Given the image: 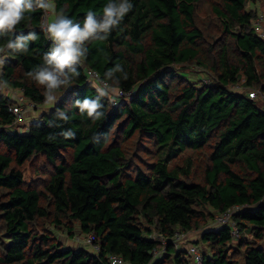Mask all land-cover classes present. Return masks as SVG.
Returning <instances> with one entry per match:
<instances>
[{
	"label": "trees",
	"instance_id": "1",
	"mask_svg": "<svg viewBox=\"0 0 264 264\" xmlns=\"http://www.w3.org/2000/svg\"><path fill=\"white\" fill-rule=\"evenodd\" d=\"M256 1L127 0L132 10L106 40L83 42L55 88L35 80L53 46L44 9L0 36V264H190L175 238L192 231L201 264H238L229 228L212 217L232 208L229 221L251 237H241V264H264V14L247 8ZM109 2L122 0H50L56 17L81 27L89 11L102 21ZM203 2L212 27L197 19ZM86 70L131 95L111 103ZM18 97L42 109L25 128L8 112ZM85 100L98 104L91 116ZM136 135L142 163L122 149ZM204 153L198 178L192 157ZM34 157L51 169L38 190L20 170ZM57 230L84 245L91 235V250L62 247L49 235Z\"/></svg>",
	"mask_w": 264,
	"mask_h": 264
},
{
	"label": "clouds",
	"instance_id": "2",
	"mask_svg": "<svg viewBox=\"0 0 264 264\" xmlns=\"http://www.w3.org/2000/svg\"><path fill=\"white\" fill-rule=\"evenodd\" d=\"M37 8L49 10L51 8L50 0H0V36L13 33L16 26L26 18L25 13L32 12ZM132 8L133 5L128 3L127 0H122L119 4L109 2L103 8V19L100 22L94 18L93 12L89 11L82 22V27L81 23L73 22V20L62 15L57 16L54 22L44 25L46 38L53 41V46L50 53L44 57L49 67L35 76L38 84L47 83L49 88H55L57 86V73H62L66 67L78 61L82 55L81 45L83 42L100 32L105 34L100 39L106 40L110 32L121 23ZM27 39L35 40L37 37L29 35ZM24 44L25 41H19L15 47L21 48L24 47ZM12 46L11 44L7 45V47ZM97 108L98 104L89 100H85L81 105V110H86L89 116L95 113ZM19 123L17 127H21L23 120ZM182 238V235H178L177 239ZM177 239L175 238L176 247H180ZM236 239L231 240L235 241Z\"/></svg>",
	"mask_w": 264,
	"mask_h": 264
},
{
	"label": "rangeland",
	"instance_id": "3",
	"mask_svg": "<svg viewBox=\"0 0 264 264\" xmlns=\"http://www.w3.org/2000/svg\"><path fill=\"white\" fill-rule=\"evenodd\" d=\"M248 5H247L248 6L247 8L248 9L249 8L254 9L255 13L264 14V0H257L254 4H248ZM197 6L198 7L196 9V13H197L198 21L202 24L209 25L210 27H212L211 22H213V20L209 17V10H208L206 3L203 2ZM45 11L47 12V23L54 22V20L56 18V14L53 11L52 4H51V8L49 10H45ZM179 70L182 72H187L189 74V77L193 76L192 78H194V79H197L199 77L196 75V73L188 71L184 68L180 67ZM189 72H191L193 75L190 74ZM96 89L99 91V88L96 87ZM2 92L5 94L4 90H2ZM109 93L111 95H113L114 94V88ZM41 111H42V109L38 108L37 110L29 113L27 115V118L25 119V121L21 124V127L23 126L25 128L26 125L29 124V122L36 121L38 119V117L40 116ZM20 128H18L17 130L20 132L21 131L23 132V130ZM143 145H144L143 139H138V137L136 135V136H132L129 140H126V142L123 143L122 149L127 154L128 158L131 159L132 162H134V163H140L141 162L142 163V161L144 159V156L141 152ZM66 156L67 155L65 154V157ZM68 158H69V156H68ZM205 158H206V153L201 154L199 157L198 156L192 157L193 167L191 170H192V173H195L198 178L201 176V170L204 167ZM20 170L22 172V176H23V180H24V186L30 187V188H35L37 190L41 189L43 187V185L47 181L49 174L51 173L50 167L46 165V163L44 162V160L42 158H39V157L31 158L28 162H25ZM2 193L3 192L0 190V195ZM210 212L211 211H204L205 214H207V213L210 214ZM201 223L203 224L204 221L201 220ZM208 223H211V221H209ZM199 230H197V231H199ZM52 233H53L52 235L49 234L50 238L54 237L56 239V241L62 247L74 249V248H78L82 245L87 250H91V246L84 245L85 239H83V237H85V236H83V235L79 237V236H77L78 233L74 232L75 237H74V239L73 238L71 239V238H68V236L64 232H60L58 230L53 231ZM192 235L195 236V235H197V233L193 232V231L187 233V235H186L187 239L184 240V242L180 243V245H179L182 249H188L187 245L190 242L196 244V241L198 240V238H196V236L194 238H192ZM241 237H244L247 241L251 240L250 235H248L247 233L246 234L242 233V234H238L237 239L235 241L229 243V245H228V254H230V257L233 258L234 260H236L238 264H241V262H242L241 260H242L243 246L240 243H242V242L244 243V240L241 241ZM197 249L199 250V252L201 254L204 252L203 248H201L200 245H198ZM188 262L191 264V258L189 255H188Z\"/></svg>",
	"mask_w": 264,
	"mask_h": 264
},
{
	"label": "built area",
	"instance_id": "4",
	"mask_svg": "<svg viewBox=\"0 0 264 264\" xmlns=\"http://www.w3.org/2000/svg\"><path fill=\"white\" fill-rule=\"evenodd\" d=\"M40 22H41L40 23L41 29L46 34V28L43 29V26L47 24V12L45 10L43 12ZM262 36H264V32L259 33V37H262ZM48 40L51 41L50 39ZM1 63L2 61H1V56H0V64ZM84 76L87 82H95L100 89H103L106 92H110L112 90L111 88L108 87V84L105 81L101 80L94 71L86 70L84 71ZM130 95H131V92H121L118 89L117 90L114 89V94L111 95L112 97H114V100L111 101V103H114L115 99L129 97ZM248 96L250 97L252 96V94H249ZM17 100L19 101L18 106L8 109V112L12 113L15 119V122H21L23 120V117L27 113L33 111L36 108L28 102L23 101L22 104H20L21 102L20 97H18ZM235 209L236 208H232L230 210H227L225 213L217 214L214 216V222L217 225L227 226L229 228L231 239H236L238 237L236 227L229 221L230 214L233 213ZM177 238L178 237H176V239ZM156 239L158 241V244L156 245L157 248H159L160 245L162 246L166 245L164 239H162L161 237H157ZM91 240H92L91 235H88L86 238V243L91 244ZM175 247H176V243H175ZM92 249L94 252H97L98 247L94 246L92 247ZM187 252L191 258V264H201V253L199 252L196 246H190ZM155 253L156 252L154 251L153 254ZM107 260L109 264H122V261L118 257H109Z\"/></svg>",
	"mask_w": 264,
	"mask_h": 264
}]
</instances>
